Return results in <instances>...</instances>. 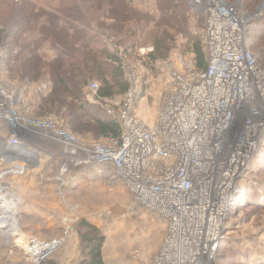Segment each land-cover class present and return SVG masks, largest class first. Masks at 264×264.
I'll list each match as a JSON object with an SVG mask.
<instances>
[{"label": "built area", "instance_id": "built-area-1", "mask_svg": "<svg viewBox=\"0 0 264 264\" xmlns=\"http://www.w3.org/2000/svg\"><path fill=\"white\" fill-rule=\"evenodd\" d=\"M190 3L205 17L207 68L189 61L173 67L151 123L137 114L141 87L132 76L122 104L107 105L121 124L118 139L85 140L52 118L33 116L0 80V120L11 128L3 141L22 146L20 137L56 139L67 156L63 172L70 169V156L75 166L93 165L98 173L112 168L142 205L166 219L167 235L151 264L211 261L244 176L256 157L264 159V68L250 46L249 29L263 13H248L240 0ZM90 88L96 93L99 84Z\"/></svg>", "mask_w": 264, "mask_h": 264}, {"label": "rangeland", "instance_id": "rangeland-1", "mask_svg": "<svg viewBox=\"0 0 264 264\" xmlns=\"http://www.w3.org/2000/svg\"><path fill=\"white\" fill-rule=\"evenodd\" d=\"M20 1L0 0V11L4 14L9 11L10 7L17 6ZM27 1L32 2L38 8L49 11L50 8L63 7L65 0ZM173 2L177 1L173 0ZM136 3L142 6L139 10L145 15L142 18L143 22L140 21L139 17L129 24L133 31L139 32L142 41L140 45L144 44V48H140V56H135L137 67L134 68V72L141 87L139 97L136 99V110L142 120L153 122L157 119L162 106L164 88L166 84H170L173 63L175 62L176 67L181 69L182 64L179 60H182V58L193 60V42L197 36L205 44L204 17L192 7H187L188 11H186V8L179 6L175 9L178 18L176 21H172L163 16L157 0H136ZM240 3L245 4L248 13L257 11L263 13L260 18L251 22L249 29L250 46L259 56L264 68V0H240ZM182 12L185 13L183 24L180 18L184 16L178 15ZM147 15L153 18L152 22L146 18ZM146 19L147 22L144 27L143 23ZM166 34H168L167 38L172 40V50L169 57L165 60H152L150 53L155 50L154 40L165 38ZM128 42L129 39L126 43ZM149 47H153L154 50L143 52V49ZM42 53L47 55L49 49L44 48ZM8 78L12 80L11 76H6L1 80L2 83L11 87L12 92L17 96L16 100L21 103L23 100L17 95L13 84L8 82ZM92 82L99 84L98 81ZM25 91L28 97L32 90L27 89ZM123 99L124 96L118 97L115 104L106 101H103V103L105 106L112 104L110 107L118 108ZM28 101V105L31 107L29 108L30 114L36 117L45 116L41 115L37 109L33 111L32 105L34 106V104L31 100L28 99ZM66 115L62 114L63 117ZM92 136L94 140H104L97 133H93ZM259 160L258 157L255 158L246 175L258 169L259 172L257 171L254 178H260L264 182V167L263 169L262 167L259 168L264 159ZM8 168L11 167L4 164V162H0V211L10 208L12 203L18 202L16 191L13 192L9 189L10 181L13 178L10 174H7L8 171H5ZM245 180L244 176L243 181ZM71 183L74 184L75 181L72 180ZM67 194H69V198L71 196L75 197L72 200L76 202L78 193L71 191ZM259 195H261V198L263 197L262 201L259 200ZM128 200V194L123 188L114 186L110 190L109 188L105 189L102 184H98L95 189V202L91 207L92 217L82 214L83 211L76 209L74 204H71L72 207L65 206L66 208L62 210V212H65L61 218L63 223L43 224L35 218L33 223L28 224L26 221L30 218L21 215L19 218L20 225L17 224L16 230L12 229L10 233L0 231V264H82L87 259L82 241V234L84 233L82 222L93 225L101 235L102 257L106 264H144L145 262V264H148L150 261L149 264H151L156 255L154 249L159 248L160 250L159 244H162L165 238L163 236L160 241V236L157 235L159 230L155 224L156 222L153 221L152 213L150 215L149 212L139 210L135 205H129L126 203ZM238 203L237 198L233 204L234 206H232L235 207L233 212L230 210L226 218L224 238L216 249L215 257L213 256L211 261L204 264H264V187H258L254 191L251 201L248 202L252 206L238 209ZM147 217L150 220H147ZM56 238L65 241L64 246L67 245L65 249L60 247L50 257L35 262L33 256L29 254V245H32V242L35 241L46 242ZM76 242L78 245H76Z\"/></svg>", "mask_w": 264, "mask_h": 264}, {"label": "trees", "instance_id": "trees-1", "mask_svg": "<svg viewBox=\"0 0 264 264\" xmlns=\"http://www.w3.org/2000/svg\"><path fill=\"white\" fill-rule=\"evenodd\" d=\"M176 1L157 0L163 16L172 21H176L178 18L175 9L179 6L186 8V11H188L187 7L191 8L189 0ZM241 4L246 10L245 4ZM14 8L16 9L14 10ZM8 10L7 14L0 11V56L1 60L5 61V66L13 65V60H32L28 64L27 72L28 77L35 80L33 77H35L38 67L37 60H43L39 50L43 46L49 45L58 54L57 58L54 59L57 60L54 65L47 67L54 88L52 93L42 100L39 113L41 115L54 113V115L61 117L60 111L63 106H66L68 115L65 126L73 133H90L91 136L93 133H97L104 139H118L122 132L120 121L107 112L103 106V101L104 99H113L117 95L123 96L128 92L130 84L125 78L122 67L123 55L109 51L102 43L101 36L106 32L105 29H113L115 32L113 36L120 37V43L124 44L129 39L130 45L124 49V53L128 54L129 50L135 49V41L131 36H135L136 30L133 31L131 27H126L124 23L134 22L139 17L140 21L143 22L142 18L145 15L129 0H65L63 7L50 8L49 11L38 8L30 1L21 0L17 6L10 7ZM178 15L184 16L180 18L183 24L185 13L182 12ZM202 16L204 17V15ZM106 17L113 19L112 25L106 23ZM44 18L46 23L41 24ZM146 18L152 22L151 16L147 15ZM147 19L144 20V27ZM31 32L35 33L37 38L28 36ZM127 35H129L128 38ZM164 37L154 40L155 50L150 53L152 60H165L169 57L172 50V40L167 38L168 34ZM193 53L195 66L200 70L206 69L209 61L208 51L203 40L198 36L193 42ZM79 60L116 61L112 74L113 80L106 78L101 80L96 93L100 102L91 107L75 102V100L68 101L64 96L65 94H73L76 90H82L83 86L89 82L87 79L78 80L65 77V74L69 72L73 74L76 69L82 68ZM259 63L263 67L260 60ZM60 69L61 73L59 72V74L62 75H60V79H56L55 73ZM94 69L95 67L92 70ZM99 69L98 71L101 72ZM87 71L89 72L88 64ZM105 74V70H102L101 75L104 76ZM138 97L137 95L136 99ZM75 98L80 99V93H75ZM261 167L263 169L264 162L259 165V168ZM257 171L258 169L245 175L243 190L237 196L238 209L252 206L248 202L251 201L254 191L258 187H264V182L260 178H254ZM260 199L263 200L261 195H259ZM234 208L231 207V212ZM82 224L84 228L82 241L87 256L82 264H106L102 257L101 235L88 222H82Z\"/></svg>", "mask_w": 264, "mask_h": 264}, {"label": "crops", "instance_id": "crops-1", "mask_svg": "<svg viewBox=\"0 0 264 264\" xmlns=\"http://www.w3.org/2000/svg\"><path fill=\"white\" fill-rule=\"evenodd\" d=\"M129 1H132L133 5L138 9L142 7L141 5L136 3V0ZM42 23H46L45 18L42 19L41 24ZM106 23L108 25H112L113 19L106 17ZM124 24L126 25V27H129L130 22H125ZM95 25L97 24L95 23ZM105 31L106 32L101 36V41L103 44H105L109 51L123 55L124 60H121L122 67L125 72V78L128 80L131 87L132 76H137L134 72V68L137 67L135 56H140V48L144 46V44L140 45V42L142 41L140 40L139 32L136 31L135 36H131L133 41H135V49L133 51L129 50V53L126 54V52L124 53V49L125 47L130 45V42L124 44L120 43V37L116 38L113 36V34H115L113 29H105ZM28 36L37 38L36 34L33 32L29 33ZM44 48L49 49L50 54L48 53L47 55H44L42 53V50ZM39 53L43 60H37L38 67L36 68V72L34 75L35 77H33L35 78V80L29 78L27 72L28 64L32 60H13V65L10 66H5V61L0 60V80H2L3 77L11 76L12 80L8 78V82L13 84V88H15L17 95L25 103L29 104L28 99L33 102V111H36V109L41 111L40 104L43 103L42 100L47 98L53 91L54 83L49 71H47V67L54 65V63L57 61L54 59L57 58L58 55L57 52L53 50L49 45L43 46L39 50ZM183 61H189L194 64L193 60H184L183 58L182 60H179L182 65ZM174 63L172 67L177 68ZM79 64L82 66V68L76 69L73 74L72 72L65 74V77H71L78 80L87 79L89 82L83 86L82 90H76L75 93H80L81 95L80 99L75 98V93L70 95L65 94L64 96L68 101L75 100V102H79L80 104H87V106L90 107L94 106L95 104H99L100 101L97 98V94L90 88L89 84L92 81H98L100 85L101 80L105 78L113 80L112 74L114 66L116 65V61L79 60ZM87 64L89 66V72L87 71ZM94 67L95 69L92 70ZM97 67L100 68L99 70H101V72L98 71ZM102 70H105L106 74L104 76L101 75ZM59 72L61 73V69L57 73H55L56 79H60V75H62L59 74ZM27 89H29L30 91L32 90L29 93L28 97L25 91ZM125 94L123 96H125ZM123 96L117 95L113 99H104V101L115 104V100L118 97ZM103 106L107 110V106H105L104 103ZM62 108L63 109L60 111L61 117L54 115V113L47 114L42 117L52 118L60 125L66 127L65 122L67 120L66 116L68 115L66 111L67 107L63 106ZM53 112L55 111L53 110ZM62 114L67 115L63 117ZM146 122L151 123L148 121ZM10 133L11 128L9 123L5 120H0V142H3L5 138L8 140L10 138ZM77 135L81 136V138L85 140H94L90 133ZM20 140L22 142L21 144L25 145L26 147L25 150L20 149L19 151H17V153H15V151L17 150L18 146L10 145L7 141H4V144L0 143V162H4V164H7L9 165V167H11L5 171H8L7 174H10L11 178H13L10 181L11 183L9 189L13 192L16 191V199L18 200V202L12 203L10 208H6L0 211V221L4 219L3 221L5 222V226L2 227L0 231L10 233V231L8 230L9 222L14 219L13 222L16 221L17 224H19V218L21 215H26L28 219L30 218L28 221H26V223L28 224L33 223V220L35 218L40 220L38 222H41L43 224L63 223V221H61V218L64 216L65 212H62V210L66 208L65 206L72 207L71 204H74V207L76 209H81L83 211L81 212L82 214H87L85 216L92 217L93 213L91 207L95 202V189L98 184H102L105 189L109 188L110 190H112L114 186L123 188V190L127 192L129 197V200L126 203H128L129 205H135L139 208V210H145L146 213L149 212L150 215L152 213L151 216L154 217L153 221L154 223L156 222L155 224L157 225L159 230V233L157 235L160 236V241L163 239V236L165 238L168 230V222L166 221V219L158 212L146 208L144 205H142L133 196L129 188L126 186L125 182L118 176H116L112 168H108L104 173H98L96 171V167L93 165L75 166L73 164L74 159L70 156L67 159V161L70 163V169L66 172H63L61 167L67 156L64 153V145L60 141L53 138L43 137L41 135L31 136L29 139L20 137ZM20 165L25 166L26 171H17V168ZM72 180L75 181L74 184L71 183ZM71 191L78 193L75 200L77 203L73 202L72 200L75 197L71 196V198H69V194H67V192ZM3 208L5 207L3 206ZM147 220H150V218L147 217ZM163 242L162 244H159V247H162ZM64 243L60 247H64L65 249L67 245L64 246ZM76 245H78L77 242ZM158 250L159 248L157 250L154 249L155 254L158 252Z\"/></svg>", "mask_w": 264, "mask_h": 264}, {"label": "bare ground", "instance_id": "bare-ground-1", "mask_svg": "<svg viewBox=\"0 0 264 264\" xmlns=\"http://www.w3.org/2000/svg\"><path fill=\"white\" fill-rule=\"evenodd\" d=\"M5 140V139H4ZM4 142V141H3ZM74 159V158H73ZM72 163V162H71ZM21 169V167H20ZM26 171V170H25ZM243 187V186H242ZM4 219H2L0 221V230L2 227L5 226V222L3 221ZM14 220V219H13ZM10 221L9 222V226H8V230L11 232L12 229H17V222H13ZM67 230V229H66ZM32 242V245L30 244L29 245V249H30V252L29 254L31 256H33L35 262H40L41 259H40V256H42V254H47L49 257L51 255H53V253L64 243V241L62 239H55V240H52V241H46V242ZM41 243V244H39ZM27 247V246H26ZM44 249H47V250H44ZM44 251V252H43ZM215 257V255H214Z\"/></svg>", "mask_w": 264, "mask_h": 264}, {"label": "water", "instance_id": "water-1", "mask_svg": "<svg viewBox=\"0 0 264 264\" xmlns=\"http://www.w3.org/2000/svg\"><path fill=\"white\" fill-rule=\"evenodd\" d=\"M1 143V142H0ZM2 144V143H1ZM1 144H0V146H1ZM25 145H22V146H18L17 147V150L15 151V152H17V151H19L20 149H23V150H25Z\"/></svg>", "mask_w": 264, "mask_h": 264}]
</instances>
